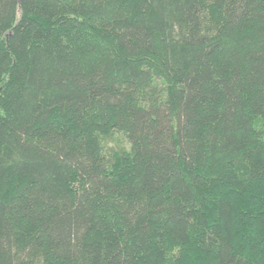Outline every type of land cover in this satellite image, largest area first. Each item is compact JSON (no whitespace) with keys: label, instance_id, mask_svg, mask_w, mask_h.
<instances>
[{"label":"trees","instance_id":"16d2710c","mask_svg":"<svg viewBox=\"0 0 264 264\" xmlns=\"http://www.w3.org/2000/svg\"><path fill=\"white\" fill-rule=\"evenodd\" d=\"M0 264H264V0H0Z\"/></svg>","mask_w":264,"mask_h":264}]
</instances>
